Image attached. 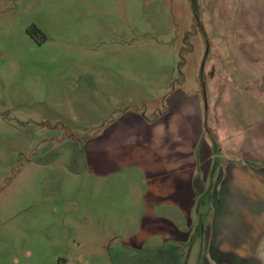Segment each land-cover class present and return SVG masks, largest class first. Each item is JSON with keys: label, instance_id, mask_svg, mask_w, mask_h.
<instances>
[{"label": "rangeland", "instance_id": "rangeland-1", "mask_svg": "<svg viewBox=\"0 0 264 264\" xmlns=\"http://www.w3.org/2000/svg\"><path fill=\"white\" fill-rule=\"evenodd\" d=\"M255 90L264 0H0V264H203L218 109L248 134Z\"/></svg>", "mask_w": 264, "mask_h": 264}, {"label": "crops", "instance_id": "crops-1", "mask_svg": "<svg viewBox=\"0 0 264 264\" xmlns=\"http://www.w3.org/2000/svg\"><path fill=\"white\" fill-rule=\"evenodd\" d=\"M250 102L255 106L254 110L250 109V118L254 122L248 134L230 128L226 121L229 118L226 115L227 119L224 115L222 118L221 110L218 109V119L225 123L222 128H218L216 134L223 146L218 147L217 151H220L219 155L223 151L228 159L220 164L217 191L212 201V217L201 236L204 239L205 251L203 264H264V90L263 93L255 90ZM180 116L178 117L182 120L186 117L194 119L198 132L200 124L197 116L187 113ZM209 149L210 146L206 147L205 153ZM189 157L191 156L187 158ZM206 157L208 161L207 154ZM186 166L191 173L186 177L190 179L191 185L186 186L184 192L178 191L180 187L176 188L174 200L179 216L169 215L168 219L180 229H185L183 212L192 210L190 201L195 196L191 191L192 184L206 185L208 181L203 178L202 164L200 171L195 173L191 167ZM158 167H161L160 164ZM209 167V164L205 165L204 170ZM213 170L215 172V169ZM158 190L159 205L164 206L161 204L164 200L161 194L164 187H159ZM153 191L156 192L155 189ZM164 214L165 212H162L159 215L163 217ZM186 228H189V225H186ZM186 242L188 243L175 239L171 244L180 243L183 246Z\"/></svg>", "mask_w": 264, "mask_h": 264}, {"label": "trees", "instance_id": "trees-1", "mask_svg": "<svg viewBox=\"0 0 264 264\" xmlns=\"http://www.w3.org/2000/svg\"><path fill=\"white\" fill-rule=\"evenodd\" d=\"M207 199L209 200V201H212V199H213V195L211 194V193H208L207 194ZM205 230H206V225H205V222H203L202 220L200 221V235L202 236V234L205 232Z\"/></svg>", "mask_w": 264, "mask_h": 264}]
</instances>
